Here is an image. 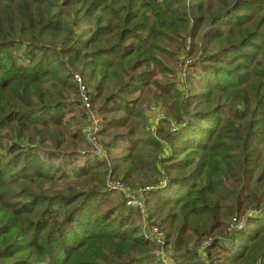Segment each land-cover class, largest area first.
Masks as SVG:
<instances>
[{"label": "trees", "instance_id": "trees-1", "mask_svg": "<svg viewBox=\"0 0 264 264\" xmlns=\"http://www.w3.org/2000/svg\"><path fill=\"white\" fill-rule=\"evenodd\" d=\"M148 86L157 124L128 98ZM108 174L164 181L144 197L175 264H264V0H0V264H163Z\"/></svg>", "mask_w": 264, "mask_h": 264}, {"label": "built area", "instance_id": "built-area-1", "mask_svg": "<svg viewBox=\"0 0 264 264\" xmlns=\"http://www.w3.org/2000/svg\"><path fill=\"white\" fill-rule=\"evenodd\" d=\"M184 48H189V37L186 38ZM188 64L189 60L187 58L180 61L179 68L182 74L186 73ZM72 81L76 87L77 99L78 102H80V107L86 115L87 128L85 130V138L89 145L90 153L97 157H104L106 154L105 147L101 140V137L98 134L101 128L102 121L97 108L93 104L91 92L80 74L74 73L72 76ZM148 113L151 121L155 124H157L160 118L164 116V111L158 106H151ZM105 184L107 189L124 195L127 198V205L133 206L134 208L138 209V211L140 212V225L143 232H145L148 238L152 239L157 244V247L154 250V254L162 260L163 264H175L170 251L167 249L165 250L166 246L164 243V231L159 225L153 223L149 218L144 197L147 191L153 190L157 187H162L164 185V181H160L159 184L146 185L134 190L124 182L114 179L108 174L105 179ZM259 211L260 210H253V213L257 214V212ZM243 219L245 218L243 217ZM237 224L238 223H236V220L233 219L230 224V228L236 227ZM209 240L210 238L205 239L200 243V256L204 257V255H202L204 252L203 248L207 246Z\"/></svg>", "mask_w": 264, "mask_h": 264}, {"label": "rangeland", "instance_id": "rangeland-1", "mask_svg": "<svg viewBox=\"0 0 264 264\" xmlns=\"http://www.w3.org/2000/svg\"><path fill=\"white\" fill-rule=\"evenodd\" d=\"M163 62H165L166 64H168L170 66L174 65V63H171V61L167 57V53L164 55ZM162 79H164V76L162 78H160V80H162ZM87 84H88L87 86L91 92V90H93V88L88 82H87ZM139 95H140V100L138 101L137 108H139V107L144 108L145 107L147 114H149L148 111H149V108L151 106H159V107L163 108L162 110L166 111L167 105L165 104V101L170 100L169 96L162 95L159 90H156L154 87H151V86L143 87L140 90V92H137L133 95H130L128 98H137V97L139 98ZM156 95H159V97L156 98ZM98 104H99V101L95 102V104H94V106L97 108V110H98ZM119 115L120 114H113V115H108V116L117 117ZM128 126L125 127L124 129H113V133L118 132L120 130H127ZM147 126H149L148 123H147ZM140 129L141 128L138 127L136 131L138 132V131H140ZM101 138L103 141H108L110 139V137L107 135L101 136ZM121 150H122V147H116L114 149V152H121ZM154 184H156V183H154ZM147 204L150 205V202H147ZM168 250H170V249H168Z\"/></svg>", "mask_w": 264, "mask_h": 264}]
</instances>
